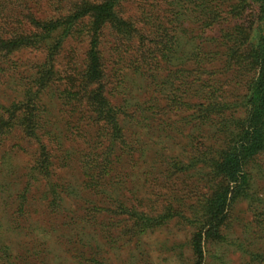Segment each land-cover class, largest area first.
<instances>
[{"label": "trees", "instance_id": "obj_1", "mask_svg": "<svg viewBox=\"0 0 264 264\" xmlns=\"http://www.w3.org/2000/svg\"><path fill=\"white\" fill-rule=\"evenodd\" d=\"M129 2L0 0V71L23 51L38 55L18 85L20 96L0 104V264L37 256L25 248L20 256L7 233L35 239L47 225L33 216L38 208L58 219L51 232L80 241L87 224L94 235H109L111 227L134 237L175 222L192 231V264H205L207 246L225 240L233 206L251 196L250 167L264 159V0H171L161 4L164 16L156 5L150 15L127 16ZM47 8L52 16H36ZM240 17L243 23L206 34ZM191 25L200 42L181 61L179 37ZM107 34L116 69L130 60L127 68L151 90L146 106L120 101L119 71L108 75ZM65 47L66 66L59 60ZM79 48L84 59L74 65ZM240 71L245 81L237 101L223 77ZM56 84L63 85L64 137L74 150L67 152L78 158L82 190L75 196L56 178L57 155L69 143L49 128L44 95ZM153 124L167 136L162 152L151 148ZM17 135L30 144L32 159L12 194L15 178L1 177L3 148ZM256 211L264 228V200ZM251 256L264 264V254Z\"/></svg>", "mask_w": 264, "mask_h": 264}, {"label": "rangeland", "instance_id": "obj_2", "mask_svg": "<svg viewBox=\"0 0 264 264\" xmlns=\"http://www.w3.org/2000/svg\"><path fill=\"white\" fill-rule=\"evenodd\" d=\"M170 1L130 0L128 4L123 6V10L127 16L130 14L140 16L143 12H145V15H150L152 12L150 8L156 5L158 7L157 14H163L164 16L168 14V10H164L161 4L166 5ZM143 8L147 10L144 11ZM48 10L49 8H47V11L38 12L36 16L44 18L52 16V13ZM17 13L26 14L21 10H17ZM243 22V17H240L237 18V21L231 20L230 24L223 23L224 25H218L216 29L211 32L208 31L206 34L217 36L222 31L227 30V26L232 28L236 23L241 24ZM144 24L139 22V26H144ZM187 29H189V32L179 37L181 48L177 52V59L181 61L191 47L195 46L196 42H200L195 38L200 34L199 28L191 25ZM104 47L107 65L109 66V77L115 71L116 73L119 71L120 81L117 83L122 90L120 101L126 100L130 106H136L137 103L146 106L151 99V90L139 75L134 74L131 69L127 68L130 66V60L129 63L121 60V67L116 69L118 56L113 52V42L110 34L105 37ZM77 50H79L78 57L73 63L74 65H81L85 49L79 48ZM67 55L68 50L65 47L59 58L64 66L67 64ZM68 56L71 57V55ZM37 57L38 55L31 51H23L6 63L5 70L7 72L0 71V104L9 105L20 96L18 85L22 84V80L31 74L29 71L30 65L33 66V62L37 60ZM223 80L224 88L228 92L229 97L231 96L234 100L240 101L245 74L242 71L239 74L229 72L225 74ZM61 90H63V85L56 84L54 88L44 95V102L47 105L50 130L60 136L61 142H69L63 147L65 150L64 155L61 153L57 155L58 169L56 178L58 182H67L75 196L81 193L82 187L77 165L78 158L75 154L69 155L67 152L71 149L72 151L74 150L68 138L64 137L67 125L63 118L64 107L59 101ZM149 133L151 134L148 136V138L151 136V148L159 149L162 152L164 147L167 146V136L160 131L157 124L151 126ZM144 137L146 138V133ZM22 140L19 135L14 138L11 137L10 140L5 142V147L3 148L7 164L3 168L1 177L11 175L15 178V187L12 186V194L16 191V187L22 185V178L32 159L30 144ZM171 151L175 153L173 147ZM167 152L170 151L168 150ZM250 173L252 175L251 196L247 200L238 201L233 206L231 223L226 230L225 240L219 243H210L207 246L205 264H261L259 261L254 260L251 254H264V228L260 226L257 220L259 212L256 211L258 202L264 200L263 158L250 167ZM68 203L73 202L70 200ZM38 209V211L33 213V216L43 220L45 222L44 225H47L46 228L43 225L45 230L43 228L44 231L37 232L36 236H34L35 239L24 238L25 234L17 236L7 233L13 239L20 256L24 254L23 248L37 252V256L27 255L25 264H93L91 262L93 259L98 264H192L193 256L190 250L192 231L189 227L176 226L175 222L134 237H121L119 231L111 227L106 230L109 235H94V230L87 224L84 229L87 236L80 241L76 236L75 238H61L62 233L60 234L57 230L51 232L52 220L58 221V219L46 214L42 215V209ZM2 223H4L3 220ZM60 226H63V221L60 222ZM59 229L60 227H58ZM47 230L50 231L48 232ZM83 256L84 260L82 259Z\"/></svg>", "mask_w": 264, "mask_h": 264}]
</instances>
